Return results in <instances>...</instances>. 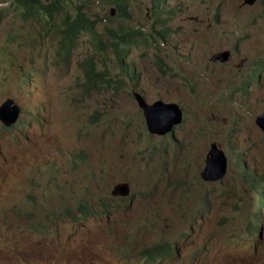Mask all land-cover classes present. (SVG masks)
Segmentation results:
<instances>
[{
  "label": "rangeland",
  "instance_id": "374dc122",
  "mask_svg": "<svg viewBox=\"0 0 264 264\" xmlns=\"http://www.w3.org/2000/svg\"><path fill=\"white\" fill-rule=\"evenodd\" d=\"M42 2L60 9L47 25L0 0V105L15 118L0 122V264H264V0ZM75 6L103 18L104 38L136 32L123 58L134 77L109 43L100 54L78 36L60 54L55 30ZM84 59L113 84L87 93ZM133 91L178 104L183 122L150 134ZM213 142L227 173L203 180ZM164 243L172 255L138 256Z\"/></svg>",
  "mask_w": 264,
  "mask_h": 264
},
{
  "label": "trees",
  "instance_id": "16d2710c",
  "mask_svg": "<svg viewBox=\"0 0 264 264\" xmlns=\"http://www.w3.org/2000/svg\"><path fill=\"white\" fill-rule=\"evenodd\" d=\"M13 3V8L19 10L20 17L23 20H39V17L44 19V24H49L51 20V15L59 11L58 5L54 2L51 5L44 4L42 0H10ZM115 7L119 10V14H122L124 6L121 3L116 1L113 2ZM84 8L81 6H75L73 10H67L63 16V24L61 28L55 30V34L58 33L61 35L60 38V54L66 55L72 43L76 40L78 36H86L89 39V43L92 46L96 47L98 52L103 53L105 50L106 43L113 46V51L116 56V64L122 68V71L128 75L130 78L135 76V71L129 67L128 64L123 63V58L126 53V47L136 40V32H132L130 35H120L118 33H110L108 29L109 37L104 38L101 34L96 31V26L99 22L102 21V17H96L94 19L89 18V16L83 11ZM119 16V15H118ZM90 57V56H89ZM264 60V57L262 58ZM88 61V63L86 62ZM83 66H86L83 69L84 82L83 87L87 93L91 92L97 83H100L105 86H110L113 84V80L110 75L98 71L96 66L91 63V59H84ZM261 70V62L257 61L255 67L250 69L251 76L259 74ZM104 74V76H103ZM121 80L116 82V85L119 86ZM133 96V92H132ZM134 97V96H133ZM247 185L254 187V181L260 182L259 177L252 175L247 167L241 169V177ZM253 227H250V230H253ZM155 246V245H154ZM152 248L143 250L147 254V259L152 260L155 258L157 252L148 251ZM165 253H170L169 248L164 249Z\"/></svg>",
  "mask_w": 264,
  "mask_h": 264
},
{
  "label": "water",
  "instance_id": "95a60500",
  "mask_svg": "<svg viewBox=\"0 0 264 264\" xmlns=\"http://www.w3.org/2000/svg\"><path fill=\"white\" fill-rule=\"evenodd\" d=\"M252 2L253 0H247ZM113 12V9H111ZM230 53L227 50L219 51L210 57L212 63H224L229 60ZM133 96L138 107L142 111L144 124L150 134L165 135L171 133L176 126L183 122V112L180 106L174 102H163L161 100L148 103L142 94L133 91ZM11 100L4 101L0 105V122L8 126L14 123L15 118L8 113V104ZM9 116V117H8ZM255 124L264 133V110L255 117ZM227 157L224 152L213 142L205 158V164L200 171L203 180L217 181L227 173ZM113 191L117 195L128 196L130 187L126 182L116 184ZM133 197L131 194L129 198Z\"/></svg>",
  "mask_w": 264,
  "mask_h": 264
},
{
  "label": "clouds",
  "instance_id": "9594fccd",
  "mask_svg": "<svg viewBox=\"0 0 264 264\" xmlns=\"http://www.w3.org/2000/svg\"><path fill=\"white\" fill-rule=\"evenodd\" d=\"M2 123V122H1ZM3 124V123H2ZM4 125V124H3ZM4 126H6V125H4ZM7 127V126H6ZM260 184H261V182H259ZM254 191H256V192H258L259 193V189L257 190L256 189V186H254ZM261 199H262V201H263V204L262 205H264V196H259ZM261 205V206H262ZM251 227H253L254 228V226H251ZM249 231H251V233H254V229L253 230H250V227H249ZM160 250H159V252H157V254H156V256L157 255H167V256H170V255H172L173 253H174V251H173V249H172V246H171V244H167V243H164V244H162V245H160ZM166 248H169V250H170V253H165V251H164V249H166ZM138 256L140 257V259L142 260V261H145V262H147V261H154V259H156V256H155V258L154 259H152V260H149V259H147V254L143 251V250H141L140 252H139V254H138Z\"/></svg>",
  "mask_w": 264,
  "mask_h": 264
},
{
  "label": "flooded vegetation",
  "instance_id": "af4514ba",
  "mask_svg": "<svg viewBox=\"0 0 264 264\" xmlns=\"http://www.w3.org/2000/svg\"><path fill=\"white\" fill-rule=\"evenodd\" d=\"M245 1H247V0H245ZM253 1H255V0H253ZM253 1H252V2H253ZM247 2H248V1H247ZM250 3H251V2H250Z\"/></svg>",
  "mask_w": 264,
  "mask_h": 264
}]
</instances>
